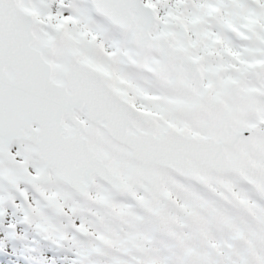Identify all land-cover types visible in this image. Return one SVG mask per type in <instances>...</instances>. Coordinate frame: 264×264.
<instances>
[{
    "label": "snow or ice",
    "instance_id": "obj_1",
    "mask_svg": "<svg viewBox=\"0 0 264 264\" xmlns=\"http://www.w3.org/2000/svg\"><path fill=\"white\" fill-rule=\"evenodd\" d=\"M0 264H264V0H0Z\"/></svg>",
    "mask_w": 264,
    "mask_h": 264
}]
</instances>
